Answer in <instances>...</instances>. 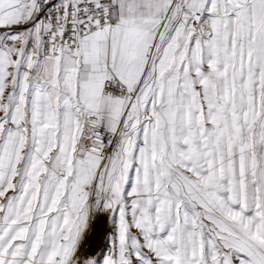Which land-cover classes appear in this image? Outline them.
<instances>
[{"label":"snow or ice","instance_id":"obj_1","mask_svg":"<svg viewBox=\"0 0 264 264\" xmlns=\"http://www.w3.org/2000/svg\"><path fill=\"white\" fill-rule=\"evenodd\" d=\"M0 264H264V0H0Z\"/></svg>","mask_w":264,"mask_h":264}]
</instances>
